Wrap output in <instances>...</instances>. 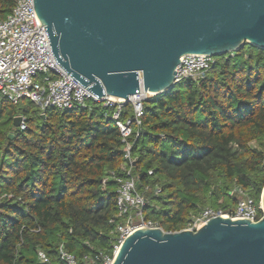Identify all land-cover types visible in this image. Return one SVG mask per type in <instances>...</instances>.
Here are the masks:
<instances>
[{
	"label": "trees",
	"instance_id": "trees-1",
	"mask_svg": "<svg viewBox=\"0 0 264 264\" xmlns=\"http://www.w3.org/2000/svg\"><path fill=\"white\" fill-rule=\"evenodd\" d=\"M13 0H0V19ZM205 80L180 81L142 102L129 138L143 218L164 232L187 228L205 208L230 211L241 188L259 203L264 187V50L248 44L217 58ZM89 100L83 110L41 109L0 97V264H79L113 256L117 179L124 144L110 115ZM21 117L25 129L15 128ZM120 118H133L130 103ZM138 133V136H136ZM12 135V139H9ZM159 189L160 193L156 194Z\"/></svg>",
	"mask_w": 264,
	"mask_h": 264
},
{
	"label": "water",
	"instance_id": "water-1",
	"mask_svg": "<svg viewBox=\"0 0 264 264\" xmlns=\"http://www.w3.org/2000/svg\"><path fill=\"white\" fill-rule=\"evenodd\" d=\"M32 3L56 63L98 100L126 104L141 89L150 96L166 93L184 56L220 58L246 44L264 50V0ZM21 120L15 117L13 126ZM260 205L257 222L217 216L196 230L139 227L111 264H264V187Z\"/></svg>",
	"mask_w": 264,
	"mask_h": 264
},
{
	"label": "built area",
	"instance_id": "built-area-1",
	"mask_svg": "<svg viewBox=\"0 0 264 264\" xmlns=\"http://www.w3.org/2000/svg\"><path fill=\"white\" fill-rule=\"evenodd\" d=\"M14 6L11 13L4 19H0V97L6 99L12 105L26 100L41 111L55 109L58 111L83 110L87 108V102L104 103L106 107H112L114 111L110 119L118 128L124 144L125 178H118L116 190L117 216L124 220L115 227V243L113 256L110 258L100 252L94 259H87L85 264H111L119 245L135 229L146 227H158L151 221H146L142 215L145 205L143 193L137 189V178L132 175L134 159L131 156L132 144L129 138L133 135V123L140 126V118L143 114L142 102L148 97L141 89L129 99L132 105L133 118L123 121L120 113L125 102L114 98L98 100L89 91L83 88L56 63L49 47V41L33 10L32 0H13ZM38 27V28H37ZM37 28V29H36ZM35 33L31 35L34 31ZM217 58L207 56H184L176 68L175 83L180 81H193L199 83L206 79L208 72L217 63ZM22 130L25 123L22 119ZM138 136V133H136ZM160 190H156L159 194ZM237 196L235 207L230 211L215 208H205L192 219L191 224L185 228L196 230L211 218L222 216L230 219L248 218L252 222L260 220L261 205L250 198L241 188L232 191ZM59 259L63 264H79L75 257L59 247ZM38 261L41 264H51L43 252H38Z\"/></svg>",
	"mask_w": 264,
	"mask_h": 264
},
{
	"label": "rangeland",
	"instance_id": "rangeland-1",
	"mask_svg": "<svg viewBox=\"0 0 264 264\" xmlns=\"http://www.w3.org/2000/svg\"><path fill=\"white\" fill-rule=\"evenodd\" d=\"M18 127H20V126H18Z\"/></svg>",
	"mask_w": 264,
	"mask_h": 264
}]
</instances>
